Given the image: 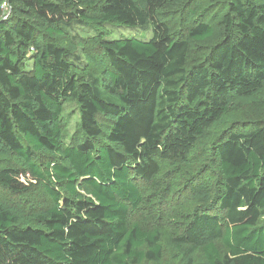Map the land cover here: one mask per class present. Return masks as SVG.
Here are the masks:
<instances>
[{
    "label": "trees",
    "instance_id": "obj_1",
    "mask_svg": "<svg viewBox=\"0 0 264 264\" xmlns=\"http://www.w3.org/2000/svg\"><path fill=\"white\" fill-rule=\"evenodd\" d=\"M113 23L152 34L106 38ZM166 173L186 192L174 218L132 222L157 204L139 183ZM35 187L46 204L5 195ZM166 249L264 264V0H0V264H161Z\"/></svg>",
    "mask_w": 264,
    "mask_h": 264
},
{
    "label": "rangeland",
    "instance_id": "obj_2",
    "mask_svg": "<svg viewBox=\"0 0 264 264\" xmlns=\"http://www.w3.org/2000/svg\"><path fill=\"white\" fill-rule=\"evenodd\" d=\"M3 8L6 9V5L3 4ZM106 29V38L114 39L125 36L136 35L140 38H149L152 34V29L150 26L146 27H126L123 25H119L117 23L108 24L105 26ZM95 30L93 28L87 29L83 34L94 33ZM64 139L66 142H71L78 140L81 135L80 128V111L77 101H70L65 103L64 111ZM102 123L104 129H107L109 122L102 117L99 118ZM170 172V170H168ZM167 172V173H168ZM165 174L162 177L163 185H166L163 189H155L156 185L149 184L146 182H140V189L144 196H151V201L156 200L157 204L150 205V200L148 197L145 198V206L141 207L139 210H134L131 213L132 222L140 223L149 228L163 227L167 226L168 220L174 218V214L177 213L179 209V205L186 200V192L180 190L179 188L172 190L169 187H173L171 184L173 180L176 178L173 175ZM23 181H26L24 177H22ZM154 192V194L152 193ZM158 194H157V193ZM152 193V194H151ZM6 197L14 204L21 207H34L37 205H43L48 202L47 197L44 195L42 189L39 187L33 188L29 194H18L15 195L13 193L6 192ZM159 198H157V196ZM171 250L166 249L164 261L161 264H172L173 258L171 257ZM144 264H154L144 262Z\"/></svg>",
    "mask_w": 264,
    "mask_h": 264
}]
</instances>
